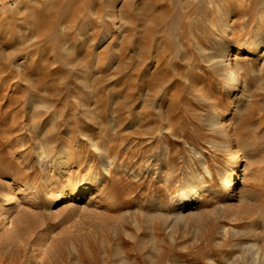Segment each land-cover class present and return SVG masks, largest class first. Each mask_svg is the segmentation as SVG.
Here are the masks:
<instances>
[{
  "label": "rangeland",
  "instance_id": "obj_1",
  "mask_svg": "<svg viewBox=\"0 0 264 264\" xmlns=\"http://www.w3.org/2000/svg\"><path fill=\"white\" fill-rule=\"evenodd\" d=\"M260 11L264 0H0V207L14 200L0 264H264ZM235 54L231 94L220 59ZM40 138L69 166H42ZM66 183L93 185L54 202ZM183 184L201 187L193 202L176 203Z\"/></svg>",
  "mask_w": 264,
  "mask_h": 264
},
{
  "label": "bare ground",
  "instance_id": "obj_2",
  "mask_svg": "<svg viewBox=\"0 0 264 264\" xmlns=\"http://www.w3.org/2000/svg\"><path fill=\"white\" fill-rule=\"evenodd\" d=\"M143 1V0H142ZM146 1V0H145ZM178 3V2H177ZM150 4V3H149ZM153 5V4H152ZM156 5V4H154ZM199 6V5H198ZM206 6V5H205ZM157 7V6H156ZM151 8H154V7H151ZM154 12H155V9H154ZM261 12V19L264 20V13ZM180 14V13H179ZM145 15V14H144ZM143 17V16H142ZM147 17V16H146ZM153 17V16H152ZM169 18V17H168ZM146 19V18H145ZM148 20V18H147ZM262 20V21H263ZM149 21V20H148ZM160 21V20H159ZM145 22V21H144ZM158 23V22H157ZM171 23V22H170ZM230 25V24H229ZM263 27V26H262ZM230 28V27H228ZM258 30V29H257ZM261 30V29H260ZM259 30V32H260ZM262 33V32H260ZM259 33V40H261V37H262V34ZM261 43L259 42L257 45L259 46ZM205 48V47H204ZM226 52V51H225ZM237 54V53H236ZM231 56L229 58L226 59V55L222 56V59H220V63L222 65V62H223V65H225V70H227V75L225 76L224 78V83H225V88L227 90V92L231 93V94H234L237 92L238 88H239V77L241 75V70H240V67L238 65V63L236 62H233L234 60H236L237 56ZM217 58V57H216ZM215 59V57H214ZM211 57L208 58L209 61H212L214 60ZM215 62V61H214ZM228 62V63H226ZM216 65H218V61L215 62ZM214 65V63H213ZM117 111V110H115ZM40 117V116H38ZM37 117V118H38ZM216 117V116H215ZM218 118V117H217ZM102 124V123H101ZM39 129V128H38ZM56 130V129H55ZM84 135V134H83ZM43 138V137H42ZM40 141H35L37 143H35V145L37 144V146H35V151L37 153H39V159H40V163L41 165H45L48 163V161L51 162V165H53L54 167V170H60V167H61V162H64L65 160V165L68 167L69 164L71 163L72 157L69 156V153L64 150L62 153H60L58 156L53 152L52 150V143H53V140L52 139H39ZM68 149V148H67ZM93 149L95 151H98L101 149L99 143H94L93 144ZM34 151V152H35ZM53 153L55 154V157L53 155ZM109 154V153H108ZM38 155V154H37ZM53 155V156H52ZM110 155V154H109ZM107 156V155H106ZM101 157V156H100ZM67 158V159H66ZM107 158V157H106ZM77 160V159H76ZM241 157L240 155H234V157H232V159L230 160L229 164H228V167L229 169L231 170V173L232 175L226 180V185H225V188H226V193L228 195L230 194H234L235 193V190H236V178L238 177V174H237V170L240 166V163H241ZM108 162V161H107ZM39 163V164H40ZM58 163H60L59 165H57ZM47 166V165H46ZM50 166V165H49ZM102 166V165H101ZM113 166V165H111ZM45 167V166H44ZM43 168V167H42ZM64 168V167H63ZM87 168V167H86ZM102 168L106 171H108L110 169V166L106 163H104V165L102 166ZM46 169V168H45ZM62 169V168H61ZM87 172H89L90 175H92V177H89V183H93V184H96L97 182L100 181V176L97 175V174H93V173H90V170L89 168L87 169ZM104 172V171H103ZM109 172V171H108ZM89 175V176H90ZM104 175V174H103ZM46 176V175H45ZM85 177H87V175H84ZM199 177H201V174L199 175ZM49 178V176H48ZM103 180V179H102ZM84 181H87V179L84 178ZM48 182V181H47ZM73 184V183H72ZM93 184H89L91 187ZM85 186V187H78L77 185L73 184V185H69L68 183L65 184V188L66 190L63 192V193H60L59 195H57L55 197V200L54 202H60L62 201L63 199L67 198L68 195H75L77 193H80V192H83V191H87L90 186ZM202 186V185H201ZM182 191H184V194H179L176 196V199L178 201H176V203H179V202H182V201H186V202H193L196 198V196L201 192V187L198 186V185H190V184H183L182 187H181ZM14 204V200L13 199H9L7 197V200L6 201H3V203L1 204V207H0V212L3 213L4 211L6 212L8 209L14 207L13 206ZM55 204V203H54ZM13 210V209H12ZM12 210H8V211H12ZM9 213V212H8ZM7 215V214H6ZM20 233V232H19ZM22 233V232H21ZM19 235V234H18ZM9 239V238H7ZM15 242V241H14Z\"/></svg>",
  "mask_w": 264,
  "mask_h": 264
}]
</instances>
